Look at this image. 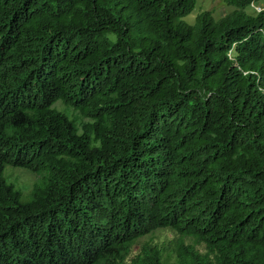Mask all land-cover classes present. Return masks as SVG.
<instances>
[{"label":"trees","instance_id":"obj_1","mask_svg":"<svg viewBox=\"0 0 264 264\" xmlns=\"http://www.w3.org/2000/svg\"><path fill=\"white\" fill-rule=\"evenodd\" d=\"M224 1L0 0V264H164L130 258L161 227L204 245L176 264H264V10Z\"/></svg>","mask_w":264,"mask_h":264},{"label":"rangeland","instance_id":"obj_2","mask_svg":"<svg viewBox=\"0 0 264 264\" xmlns=\"http://www.w3.org/2000/svg\"><path fill=\"white\" fill-rule=\"evenodd\" d=\"M234 9L235 7L228 5L224 0H196L195 8L184 17V20L194 24L198 15L205 10H212L215 19L218 20L229 15ZM261 10H264V0L255 1L246 9L249 14H257ZM111 38L114 39L115 37L111 35ZM55 107L70 118H75L79 126H82L84 122L91 121L89 118L81 116L72 106L63 102H57ZM5 177L8 183L13 184L22 192L24 199H29L39 175L29 168L7 165ZM191 244L197 250L204 251V245L196 244L193 239L181 235L174 228L161 227L136 240L130 251V258L137 255L142 249V252L145 249H155L160 254L164 264H176L181 247L184 249Z\"/></svg>","mask_w":264,"mask_h":264},{"label":"built area","instance_id":"obj_3","mask_svg":"<svg viewBox=\"0 0 264 264\" xmlns=\"http://www.w3.org/2000/svg\"><path fill=\"white\" fill-rule=\"evenodd\" d=\"M262 11V10H261ZM229 56L231 57V58H233L232 57V50H230V52H229Z\"/></svg>","mask_w":264,"mask_h":264}]
</instances>
